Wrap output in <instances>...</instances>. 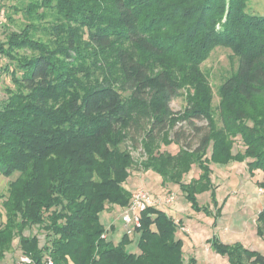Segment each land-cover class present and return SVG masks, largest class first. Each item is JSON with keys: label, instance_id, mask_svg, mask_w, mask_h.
I'll return each instance as SVG.
<instances>
[{"label": "trees", "instance_id": "1", "mask_svg": "<svg viewBox=\"0 0 264 264\" xmlns=\"http://www.w3.org/2000/svg\"><path fill=\"white\" fill-rule=\"evenodd\" d=\"M251 1L33 3L39 19L40 9L58 15L50 28L56 48L30 41L31 29L0 43V57L10 62L0 75L14 84L0 102V175L18 173L8 195L0 192V264L15 240L20 257L34 264L47 258L54 264H199L186 262L176 239L182 222L156 206L141 213L135 228L142 234L138 254L128 251V234L117 245L108 240L100 216L112 205L125 210L131 203L126 183L137 160L130 142L146 153L148 161L138 166L180 184L196 211L202 191H211L218 204L213 162H245L251 175L263 173L264 190V14L248 12ZM218 47L238 60L236 73L218 90L219 123L200 70ZM26 50L31 54L21 53ZM150 55L172 62L154 68ZM184 90L186 107L174 112L171 104ZM238 139L244 149L234 152ZM168 144L180 153L161 149ZM194 165L199 178L184 184ZM35 226L46 232L47 244L26 235ZM257 233L264 237V210ZM210 245L229 264H264L263 254L240 243L214 238Z\"/></svg>", "mask_w": 264, "mask_h": 264}, {"label": "rangeland", "instance_id": "2", "mask_svg": "<svg viewBox=\"0 0 264 264\" xmlns=\"http://www.w3.org/2000/svg\"><path fill=\"white\" fill-rule=\"evenodd\" d=\"M40 1L0 0V11L5 14V21L0 26V43L5 42L8 34H20L25 29H31L28 32L30 41L36 44H45V46L49 45L51 50L56 48L55 45L53 47L50 45L51 40H54L50 28L55 23L58 15L54 10L44 11L40 9L38 15H41L42 17L40 18L42 19L37 18L38 16L32 11L36 6L32 5L33 3H40ZM247 11L263 15L264 0L249 2ZM33 28L36 30H32ZM83 41H85L84 38ZM21 53L25 55L31 54L28 50L21 51ZM148 62L154 68H158L159 63L164 62V64L169 65L172 60L165 58L154 59L150 55ZM0 64L1 68L4 69L10 62L1 56ZM237 67V58L230 49L223 47L214 49L200 67L203 76L207 78L206 81L214 93V118L216 121L218 120V123L219 117L216 110L220 102L218 90L228 78L236 73ZM8 88H14L10 76L0 75V102L7 99L6 89ZM185 91H182L180 97L172 102L171 108L174 112H179L186 107L185 93L187 92ZM139 123H144L145 128L149 125L148 119L143 117ZM205 124L199 123L200 126ZM162 141V139L158 141V146H160ZM236 142L233 151L243 150L244 148L240 144L239 139ZM128 145L131 146L129 151L132 152L137 163H135L127 179L126 189L131 193L143 189L151 195L154 201H162L171 193L176 195L175 202L165 209V212L174 221L182 222L180 229L176 233V239L183 242L182 251L186 262L194 258L203 264H229L227 257L218 255L211 248L210 241L214 238L228 244L240 243L245 248L264 255V237H259L257 233V219L259 213L264 210V190L259 186L263 182V173L261 171H256L254 175H251L245 162L211 163L212 182L215 185L218 204L212 200L211 191H202L196 194L199 207L202 209L196 211L192 203L185 197L180 184L166 182L160 174L138 166L139 163L148 161L145 151L140 148V143L133 146L130 142ZM213 148L214 144H212L207 154L210 159L213 158ZM161 149L173 155L180 153V148L175 144L163 145ZM199 172V168L194 165L188 174H184L182 182L189 184L192 179L199 178ZM17 177L18 173L12 178L0 175V192L8 195L9 183ZM160 197H163V199ZM155 206L161 208L158 207V204ZM0 209L4 212L2 201H0ZM122 213V208H115L114 210L107 208L100 216V220L107 230L108 240L116 245L121 242L125 234H128V229L133 228L132 225L126 224L127 227L125 229L124 223L121 221ZM113 226L116 227V230L115 228L114 230L112 229ZM26 235L38 236L41 246L48 242L46 232L36 226L27 230ZM141 235V232L135 229L132 230V233L129 234L132 243L128 246V251L135 254L140 252L139 240ZM20 253L19 242L15 240L12 255L7 254L2 264H16L20 258Z\"/></svg>", "mask_w": 264, "mask_h": 264}, {"label": "built area", "instance_id": "3", "mask_svg": "<svg viewBox=\"0 0 264 264\" xmlns=\"http://www.w3.org/2000/svg\"><path fill=\"white\" fill-rule=\"evenodd\" d=\"M5 21V14L0 11V26ZM1 71V64H0ZM176 200V195L171 193L168 197L162 201H154L151 195L145 192L143 189H139L137 192L132 193V199L129 207L124 210L122 216V221L127 225H132L133 228L128 229V235L132 233V230L140 227V218L141 213L145 211L150 206H155L158 204V207H167L173 204ZM17 264H34L31 258L27 256H21ZM44 264H54L51 258H47Z\"/></svg>", "mask_w": 264, "mask_h": 264}, {"label": "crops", "instance_id": "4", "mask_svg": "<svg viewBox=\"0 0 264 264\" xmlns=\"http://www.w3.org/2000/svg\"><path fill=\"white\" fill-rule=\"evenodd\" d=\"M199 175H200V172H199ZM198 175V176H199ZM198 178V177H197ZM127 186V185H126ZM166 197V196H165ZM161 199H163V197H160ZM159 198V199H160ZM171 206V205H170ZM170 206H168V207H161L160 209H162V210H164L165 211V209H167V208H169ZM108 208H112V210H114L115 208H121V207H119V206H117V205H112V206H110V207H108ZM123 214H124V210H123V213H122V216H123ZM122 218V217H121ZM121 221H122V219H121ZM123 222V221H122ZM124 223V222H123ZM124 227H125V229H126V224L124 223ZM130 227V226H129ZM115 228V230H116V227L115 226H113L112 227V229H114ZM124 233H125V231H124ZM228 244V243H227ZM216 253V252H215ZM198 263L199 264H203L202 262H200V261H198Z\"/></svg>", "mask_w": 264, "mask_h": 264}]
</instances>
